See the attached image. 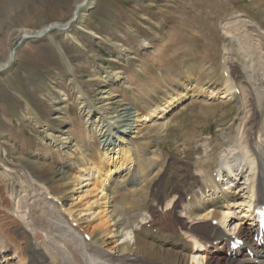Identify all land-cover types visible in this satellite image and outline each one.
I'll list each match as a JSON object with an SVG mask.
<instances>
[{"label": "rangeland", "instance_id": "rangeland-1", "mask_svg": "<svg viewBox=\"0 0 264 264\" xmlns=\"http://www.w3.org/2000/svg\"><path fill=\"white\" fill-rule=\"evenodd\" d=\"M77 6V17L66 33L53 29L48 35L19 43L26 32H38L53 23L65 24ZM243 16L264 28V0H0V66L8 63L0 72V224L10 236L23 246L13 211L16 201L23 203L29 194L22 195L34 186L25 173L45 181L52 198L74 210L82 207L83 200L73 198L76 192L71 191L73 180L67 173L78 176L79 168L91 164L99 166L102 176L104 153L85 111L79 107L77 84L88 103L101 104L100 89L104 88L107 95L137 105L141 115L150 114L188 83L192 84L189 90L195 92L207 85L223 87L222 61L228 47L227 64L231 72L235 69L239 82V73L243 74L240 43L244 38L235 32L240 40L233 44L221 26L225 20ZM146 43L149 46L144 48ZM123 55L132 61L120 60ZM152 58L162 65L181 60L182 68H175L176 76L169 74L167 81L163 73L162 81L153 86L156 73L148 61ZM140 64L148 74L143 79L134 73ZM101 70L122 72L124 84H110ZM256 71L260 75L262 68ZM58 101L66 107L59 108ZM237 101L234 97L204 104L194 98L172 110L165 132L146 126L133 139L136 158H147L143 163L146 170L151 168V153L157 151L160 161H155L156 171L147 182V190H137L128 197L130 208L164 216L167 200L192 184L198 157L208 151V164L213 163L221 149V133L232 131L234 135L242 120L236 115ZM35 121L53 134L70 136L78 147L68 155L51 146L39 137ZM80 149L86 151L85 156ZM92 186L95 188L96 182ZM174 212L176 215V209ZM86 221L79 220L83 228H87ZM171 224L178 229L174 221ZM101 237V233L94 236ZM11 245L15 247L10 244L6 255L12 254ZM40 248H44L42 244Z\"/></svg>", "mask_w": 264, "mask_h": 264}, {"label": "bare ground", "instance_id": "bare-ground-1", "mask_svg": "<svg viewBox=\"0 0 264 264\" xmlns=\"http://www.w3.org/2000/svg\"><path fill=\"white\" fill-rule=\"evenodd\" d=\"M259 23L243 16L225 20L221 26L232 43L240 40L235 32L244 38L240 43L243 59L239 65L243 74L239 73V82L235 69H229V47L225 48L223 87L207 85L195 92L189 90L192 84L188 83L150 114L141 115L137 105L107 95L104 88L100 89L101 104L88 103L87 95L77 84L78 104L98 136L105 172L99 176V166L89 164L79 168L78 176L67 173L73 180L71 191L76 192L73 198L83 200L77 210L58 204L45 181L25 173L34 186L22 195L29 194L23 203L16 201L13 211L18 224L16 233L23 238V246L0 224V264H264V237L258 236L253 214V209L264 203V28ZM148 46L146 43L143 47ZM125 55L120 60L132 61ZM258 68H262L260 75ZM101 72L110 84H124L122 72ZM242 80L248 83H241ZM250 85L254 88L249 89ZM234 97L239 103L236 115L242 119L234 135L232 131L221 133V149L213 163L208 164V151L198 157L192 184L167 200L164 216L159 217L153 210L130 208L128 197L137 190H147L159 158L157 151L151 153V168L146 170L143 163L147 158H136L133 139L146 126L165 132L172 110L194 98L211 104ZM62 103L58 101V107L63 109L66 103ZM35 124L40 128L39 137L64 153L71 155L78 147L70 136L53 134L39 121ZM204 145L211 147L210 142ZM80 153L86 155L84 149ZM95 182L96 187H90ZM31 209L34 213H30ZM83 218L87 219V228L80 225ZM177 218L179 222L175 221ZM96 233H101V240L94 238ZM234 238L243 240L238 248L231 247ZM10 244L15 247L11 245L12 254L6 255ZM41 244L44 248H40Z\"/></svg>", "mask_w": 264, "mask_h": 264}, {"label": "crops", "instance_id": "crops-1", "mask_svg": "<svg viewBox=\"0 0 264 264\" xmlns=\"http://www.w3.org/2000/svg\"><path fill=\"white\" fill-rule=\"evenodd\" d=\"M148 61H150V63H151L150 66L153 68V71L156 73L155 77H153V79L155 78V80L154 81H151V82H153L152 83L153 86H156L157 85V83H156L157 81H158V83L162 81V79H160V77H161V75L163 73L166 76V80L165 81H167V80H170L171 79L170 76H169V74L170 75L172 74L173 76H176L177 70L175 72L174 71L175 68L176 69L182 68V66H181L182 63L180 62V60H174V61L169 60L166 65H162V64L155 63L156 59H153V58L152 59H148ZM147 64H149V62ZM158 68H159V70H161L160 72H158ZM145 69H146V67L144 66V64H143V67L140 64L139 69H137V71H134L135 75L137 74L138 79L139 78L140 79H143L144 77L148 76V74H146V70ZM173 71H174V73H172ZM157 72L159 73V75H158ZM129 79L131 80V78H129Z\"/></svg>", "mask_w": 264, "mask_h": 264}, {"label": "water", "instance_id": "water-1", "mask_svg": "<svg viewBox=\"0 0 264 264\" xmlns=\"http://www.w3.org/2000/svg\"><path fill=\"white\" fill-rule=\"evenodd\" d=\"M78 10H79V6H77V7L75 8V11H74L73 17H72L70 20H68L65 24H61V23H53V24H49L48 26L42 28V29L40 30V32H38V33L34 32V33L30 34V35H25V34H24V35L22 36L21 40L19 41V43H21V41H22L23 39H26V38H33V37H40V36L47 35V34H49V32H50L51 30H53V29H57V30H59V31H61V32L67 30V29L70 27V25L75 21V19H76V17H77V12H78ZM7 65H8V63H5V64L1 65V66H0V72L3 71L4 69H6V68H7Z\"/></svg>", "mask_w": 264, "mask_h": 264}]
</instances>
